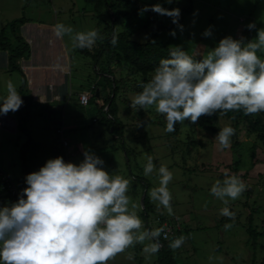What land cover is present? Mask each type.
I'll use <instances>...</instances> for the list:
<instances>
[{"label": "rangeland", "instance_id": "374dc122", "mask_svg": "<svg viewBox=\"0 0 264 264\" xmlns=\"http://www.w3.org/2000/svg\"><path fill=\"white\" fill-rule=\"evenodd\" d=\"M48 1L0 0V32L4 30L12 38L14 48L19 43L15 35L12 37L15 32L13 24L9 23L21 16L44 21L49 12L44 9L35 12L34 7L37 3L43 8ZM97 2L53 0V4L49 3L50 13L55 16L51 18L52 23L61 22L76 31L96 29L103 39L91 49L96 54L94 57L74 49L69 37H64L72 53V70L67 77L70 99L60 112L64 122L58 124L49 116L32 113L27 127L35 131L30 136L41 135L40 131H43L50 139H45L44 144L36 142L24 147L27 157L25 169L21 148L29 136L19 129L0 128V168L22 190L26 187L27 174L38 171L48 159L61 156L60 150L63 154L64 148H61L54 128L56 124L61 125L69 141L70 161L79 163L83 159L82 146L90 148L105 161V168L110 173H118L129 180L128 195L138 205L137 211L145 227H160L157 217L166 215L171 219L169 224L176 229L171 238L186 237L181 248L172 250L173 264H261L264 259V144L254 134H248L245 127L235 129L232 121L224 116L217 121L218 130L204 129L201 118L196 125L185 121L176 124L175 132H166V121L154 108L136 112L129 107L131 97L141 90L138 85L144 77L130 73L131 66L122 62L121 69H116L117 63L114 65L113 59L108 60V55L96 57H99L105 38L114 30L129 33L137 42H146L156 36L162 45H183L189 54L197 57L228 35L234 38L242 35L250 40L257 33L248 30L249 23L255 22L257 28H264V0H178L170 5L164 0H109L115 3L114 10H110L108 3L98 5ZM158 2L165 8L181 10L180 23L185 26L182 34L178 29L175 38L169 34L176 28L170 17L151 11L143 17L138 14L145 4ZM15 4L18 13L11 15L9 9L12 10ZM209 26H213V36L204 38L202 33ZM97 61L99 63L96 64ZM110 68L120 86L114 99L117 117L122 124V134L119 132L118 135L112 131L113 126H108L104 108L111 84L114 85L113 77H108ZM2 69L0 67V98L7 95L9 80L17 92L23 81L19 71ZM152 73L149 72L147 80ZM84 90L91 91L93 96L87 106L82 105L79 98ZM98 90H101L100 96H97ZM8 114L17 117L16 112ZM142 122L146 123L141 125ZM223 126L236 130L228 149H221L214 140ZM35 139L40 140L38 137ZM58 147L61 149L56 150ZM148 156L153 158L157 169L164 164L173 173L168 185L172 194V216L162 207L158 210L148 196L151 188L159 186L156 172L144 175ZM225 173L238 175L247 186L240 198L229 200L227 205L210 194L211 186L218 180L222 181ZM146 195L155 206L147 216L143 205ZM226 206L235 213L234 220L220 215V210ZM177 220L181 224L180 230L176 228ZM225 224L232 227L226 230ZM251 227L253 232H250ZM129 251L134 252L133 260H126L125 254H120L109 264H160L158 253L146 261L141 245Z\"/></svg>", "mask_w": 264, "mask_h": 264}, {"label": "clouds", "instance_id": "9594fccd", "mask_svg": "<svg viewBox=\"0 0 264 264\" xmlns=\"http://www.w3.org/2000/svg\"><path fill=\"white\" fill-rule=\"evenodd\" d=\"M164 2L170 5L178 0ZM149 11L172 19L176 28L169 34L173 38L177 29L184 32L179 8H165L158 2L145 4L138 14L143 17ZM247 28L257 35L250 40L228 35L198 57L183 45L169 46L168 56L160 59L150 79L139 83L141 90L131 97L129 107L136 112L154 108L164 117L168 133L176 131L177 123L196 125L201 117L218 113H264V28H257L255 22ZM53 32L59 39L68 36L74 49L91 50L103 39L96 29L76 31L61 22L53 26ZM202 36L211 38L213 26ZM117 42L114 32L111 43ZM22 104L9 80L7 95L0 98V114L13 120L14 126L0 128L17 129L18 119L8 113L18 111ZM235 131L223 126L214 140L221 149H228ZM82 156L79 163L65 161L63 156L48 159L38 171L26 175V187L16 201L0 205V264H109L120 254L131 261L134 252L129 250L137 245L142 246L147 261L159 253L161 239L168 241L173 251L182 247L183 235L170 239L164 227H145L138 205L128 195V179L110 173L105 161L88 147L82 146ZM153 172L159 177V186L151 188L148 196L158 210L162 207L172 216L168 185L173 173L164 164L157 169L148 156L144 175ZM246 188L238 175L225 173L222 181L211 186L210 194L227 205ZM220 215L235 218L227 206ZM231 227L224 225L226 230Z\"/></svg>", "mask_w": 264, "mask_h": 264}, {"label": "trees", "instance_id": "16d2710c", "mask_svg": "<svg viewBox=\"0 0 264 264\" xmlns=\"http://www.w3.org/2000/svg\"><path fill=\"white\" fill-rule=\"evenodd\" d=\"M102 2L108 3V6L110 10H114L115 3H110L109 0H98L97 4H101ZM24 22V18H18L14 21H12L9 24H13L14 32L13 38L15 35V39L18 41V46L14 48V45L11 41L12 38L7 36L6 32L3 30L0 32V49L6 50L9 52V63L12 70L19 71L22 75V84L18 89V93L21 96V99L23 100V104L20 107V109L16 112L18 114V129L21 131H25L26 124L31 119V113H32V101L28 97V81L26 78L25 73L22 71V69L17 64V61L22 58H29L30 56V45L28 42L24 40V38L18 36V24ZM115 30L113 31V33ZM113 33L105 38V41L102 44V48L99 52V57H96V59L103 57V55H108V60H114V65L117 63L116 69H121L122 63L126 66H131V69H129V72L139 73L141 76L144 77L145 82L147 80V75L153 72L154 68L158 65L161 58H166L168 56V46L162 45L161 43L157 42L156 36H153L152 38L148 39L146 42H137L133 39H131L130 34L127 32H115L118 36V42L116 45H112L111 40L113 37ZM6 40V41H5ZM94 50H88L83 49L82 53L88 56H96V54L93 52ZM122 62V63H121ZM99 63V61L96 62V64ZM123 65V66H124ZM114 71L110 68L108 77H113L114 85L111 84L110 87V96L107 98L106 103L104 104V108L108 106L106 111L107 117L106 122L108 123V126L112 128V131L117 133V135L122 134L121 128L122 124L120 123L118 117H117V107L114 105V99L116 98L117 90L119 89V80L114 76ZM123 80V77L120 78V81ZM93 97V96H92ZM92 99V98H91ZM112 100L111 104L109 101ZM91 101V100H90ZM49 107H42L40 109V114L49 116L52 118V121L55 123L57 122L60 124L62 122L63 115L60 114L62 108H56L52 109L51 113L48 111ZM51 110V109H50ZM60 114V117H59ZM110 115V116H109ZM220 116H224L232 121L233 127L235 129H238L237 127H245L248 134H254L257 140L261 141L264 144V113L255 115V116H245L243 112H229L226 115L225 114H217L211 117L205 116L201 117V126L204 127V129H213L216 128L218 130V123L217 121L220 119ZM56 124L54 126L57 127ZM237 134V132H236ZM59 138V137H58ZM30 142H32L31 138L26 141V143L21 148V160L23 161L24 169L26 164V151L24 149L25 146L29 145ZM61 148H63L61 146ZM62 156L64 157V151ZM65 159V158H64ZM12 178V177H11ZM146 187H148V184H146ZM8 196H2L0 199L2 201H13L11 198H7ZM147 195L144 198L143 205H144V211L146 216L148 215V211L151 209H155V206L147 200ZM146 218V217H145ZM147 219V218H146ZM157 221L160 224V227H165V222L171 223V219L166 215H160L157 217ZM179 221H176V224H178ZM170 225V224H169ZM177 230L181 229V224L179 223V227L176 226ZM253 232L254 230L252 227L250 228V232ZM176 234V229L173 227V231L168 235L170 239L173 235ZM255 235V233L253 234ZM162 247L159 251V258L158 261L160 264H173V254L172 250L168 247V241L161 239ZM261 264H264V259L262 260Z\"/></svg>", "mask_w": 264, "mask_h": 264}, {"label": "crops", "instance_id": "0c3cea01", "mask_svg": "<svg viewBox=\"0 0 264 264\" xmlns=\"http://www.w3.org/2000/svg\"><path fill=\"white\" fill-rule=\"evenodd\" d=\"M49 3L53 4V0H49L47 4H44L43 8L38 6L37 3L36 7H34L35 12H40L42 9L47 11V13L49 12L44 21L21 16L24 18V22L19 25L17 31L18 36L26 38L24 40L29 43L31 48L29 58L22 57L17 61V64L25 73L28 81V97L33 104L32 113L34 112L36 115L42 117L45 116L41 115L39 112L42 107H49L46 113H51L52 109H61L70 99L67 77L70 70H72L70 62L72 59V53L69 51L66 40L64 38L59 39L54 35L53 26L55 24L54 22L52 23L51 18L53 16L50 13L51 7H49ZM53 6L55 9V5ZM3 12L5 13L6 11L3 10ZM8 13L16 15L18 13L17 5L15 4L12 10L9 9ZM53 18H55V16ZM16 19L18 18H15L14 20ZM80 26L82 25L80 24ZM16 46H18V44ZM0 50V67L3 68L2 70L6 69L7 71L8 69L9 72L15 71L11 69L9 63V52L2 49ZM82 50L83 49H80L81 52ZM21 63L23 66H21ZM100 93L101 90L99 91V96ZM15 118L18 119V114ZM62 122H64L63 118ZM28 123L25 126V131L22 132L29 136L28 139L31 138L32 142H30L29 145L35 144L36 142L37 144H44L46 142L45 139H50L43 131H40L41 135L35 137L30 136L35 130L31 131L28 129ZM37 137L40 140H36L35 138ZM58 149L61 148L58 147L56 150ZM60 154L62 156V150H60ZM6 202L8 201H2L0 199V205Z\"/></svg>", "mask_w": 264, "mask_h": 264}, {"label": "built area", "instance_id": "2783aa9c", "mask_svg": "<svg viewBox=\"0 0 264 264\" xmlns=\"http://www.w3.org/2000/svg\"><path fill=\"white\" fill-rule=\"evenodd\" d=\"M80 103L84 106H87L90 103L92 98V93L89 90H84L80 93ZM108 106L105 107L107 110ZM110 116V115H109ZM14 126L13 120L5 115L0 114V127H9L12 128ZM56 134L59 137L61 142V146L64 148V158L65 161H70V153L68 151L69 141L65 137V129L63 126L56 127ZM73 154V153H72ZM21 192V189L18 188L14 182V180L9 176L2 168H0V197L8 196L7 198H11L12 200H17L18 195ZM179 227V223L177 224ZM165 231L168 235L173 231V227L165 222Z\"/></svg>", "mask_w": 264, "mask_h": 264}, {"label": "water", "instance_id": "95a60500", "mask_svg": "<svg viewBox=\"0 0 264 264\" xmlns=\"http://www.w3.org/2000/svg\"><path fill=\"white\" fill-rule=\"evenodd\" d=\"M97 96H99V91H97Z\"/></svg>", "mask_w": 264, "mask_h": 264}]
</instances>
